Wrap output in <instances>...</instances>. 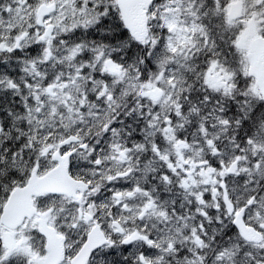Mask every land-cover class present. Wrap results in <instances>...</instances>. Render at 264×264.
<instances>
[{"label":"snow or ice","instance_id":"snow-or-ice-1","mask_svg":"<svg viewBox=\"0 0 264 264\" xmlns=\"http://www.w3.org/2000/svg\"><path fill=\"white\" fill-rule=\"evenodd\" d=\"M0 264H264V0H0Z\"/></svg>","mask_w":264,"mask_h":264}]
</instances>
